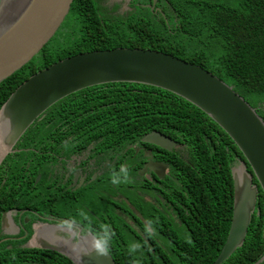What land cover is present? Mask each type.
I'll return each instance as SVG.
<instances>
[{
  "label": "trees",
  "instance_id": "16d2710c",
  "mask_svg": "<svg viewBox=\"0 0 264 264\" xmlns=\"http://www.w3.org/2000/svg\"><path fill=\"white\" fill-rule=\"evenodd\" d=\"M161 1L159 4L165 5L156 14L137 8L140 11L126 16H110L95 0H73L53 37L29 62L0 82V107L24 80L60 59L84 51L140 47L202 66L232 85L264 119V0ZM45 113L54 117L60 123L56 129L63 131L104 133L107 138L112 131L121 138L163 128L194 149L192 161L198 172L192 173L194 188L188 197L194 204L193 215L182 216L181 232L164 230L175 243L171 256L161 251L157 260L147 250L130 249L127 240L123 248L109 240L115 264H211L217 258L232 218L231 168L236 157H244L205 112L152 85L110 82L71 93ZM97 116L115 118L91 119ZM47 122L44 118L41 125ZM34 125L28 131L35 129ZM258 188L256 211L245 240L221 264H264V258L260 260L264 256V193ZM125 233L119 236L125 238ZM54 264L72 262L63 258Z\"/></svg>",
  "mask_w": 264,
  "mask_h": 264
},
{
  "label": "flooded vegetation",
  "instance_id": "af4514ba",
  "mask_svg": "<svg viewBox=\"0 0 264 264\" xmlns=\"http://www.w3.org/2000/svg\"><path fill=\"white\" fill-rule=\"evenodd\" d=\"M95 1L110 16H126L137 8L156 14L165 5L161 0ZM45 111L32 123L35 129L28 131L31 124L14 143L0 136V264L70 260L43 243H77L90 234L108 252L109 240L120 248L127 240L130 249L147 250L157 260L161 251L171 256L175 243L164 230L181 232L182 216L193 215L188 197L194 188L192 173L198 172L194 149L163 128L121 138L112 131L107 138L104 133L59 130L60 123ZM44 118L48 122L41 125ZM153 132L169 137L171 150L144 140ZM123 233L125 238L119 236Z\"/></svg>",
  "mask_w": 264,
  "mask_h": 264
},
{
  "label": "water",
  "instance_id": "95a60500",
  "mask_svg": "<svg viewBox=\"0 0 264 264\" xmlns=\"http://www.w3.org/2000/svg\"><path fill=\"white\" fill-rule=\"evenodd\" d=\"M72 2L15 1L9 14L0 18V82L29 62L53 37ZM110 82L152 85L184 98L216 122L242 152L244 159L231 168L230 227L217 258L211 263L221 264L245 240L256 211L258 187L264 193V119L232 85L202 66L160 50L140 47L79 52L35 72L10 94L0 107V136L14 143L55 102L86 87ZM144 140L171 150L172 140L160 132H153ZM53 233L61 234L59 230ZM43 245L67 256L73 264H115L92 234L79 237L77 243Z\"/></svg>",
  "mask_w": 264,
  "mask_h": 264
},
{
  "label": "rangeland",
  "instance_id": "374dc122",
  "mask_svg": "<svg viewBox=\"0 0 264 264\" xmlns=\"http://www.w3.org/2000/svg\"><path fill=\"white\" fill-rule=\"evenodd\" d=\"M1 1L2 0H0V18H3L7 14H9V10H10L11 6L13 4H15L16 0H4L2 2ZM141 1H145V0H141ZM59 37L60 36H57V38H59ZM234 163H235L234 166L237 167L240 162L238 161V159H236Z\"/></svg>",
  "mask_w": 264,
  "mask_h": 264
},
{
  "label": "bare ground",
  "instance_id": "6f19581e",
  "mask_svg": "<svg viewBox=\"0 0 264 264\" xmlns=\"http://www.w3.org/2000/svg\"><path fill=\"white\" fill-rule=\"evenodd\" d=\"M239 172H241L240 168L238 169Z\"/></svg>",
  "mask_w": 264,
  "mask_h": 264
}]
</instances>
